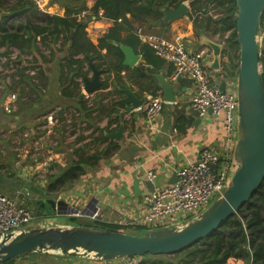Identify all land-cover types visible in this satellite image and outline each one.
<instances>
[{
    "label": "crops",
    "instance_id": "obj_1",
    "mask_svg": "<svg viewBox=\"0 0 264 264\" xmlns=\"http://www.w3.org/2000/svg\"><path fill=\"white\" fill-rule=\"evenodd\" d=\"M95 1L48 0L47 6L40 11L49 16H63L65 6L84 7L75 15L78 16L87 10L90 11ZM192 1L194 0L182 2L187 5L188 11L184 16L165 22L164 14L159 21L145 20L135 22L134 28H142L144 32L169 40L175 37L183 38L188 51L203 52L204 62L213 75L214 80L217 81L216 71L207 65L213 59L212 51L203 43V38L220 44L221 53L224 55L226 47L223 40L228 34L220 31L214 33L215 25L213 24L209 29H206L204 18L208 15L215 19L217 15L212 13H195L199 27L197 29L194 28L193 21L189 17ZM164 7H167L169 12L175 10L167 5L160 9ZM195 7H197L196 4ZM126 16L129 17V15ZM82 18L84 19L77 18V20L86 23L85 32L94 45H97L101 35L113 25V21L106 18L89 20L86 17ZM25 19L23 17L17 22L25 24ZM17 22H12L11 19L6 22H1L0 20V25L8 26ZM38 45L40 53L44 56L43 59L39 56L37 57L32 49L20 52L13 47H8L10 53L7 56L12 60V63L8 64L7 61L4 63L7 58L4 53L6 48L0 46V70L5 68L7 69L6 71L9 70L10 74H12L15 70L19 71L23 67H28L31 70L24 72L29 76H32L31 72L37 69L43 74L41 80L32 79V84L37 92L25 82H18L17 87L13 89L14 91H6V88L11 84L8 76L10 74L5 78H3L4 76L0 77V150L9 158V160L0 164L4 168L0 171L1 174L5 175L4 172L10 169L16 170L22 175L24 174L23 172L32 169L45 170L46 165L51 161L57 163L60 167H64L68 158H74L73 150H79V153L82 152L86 155L91 154L95 147L100 152L109 141L119 146L118 151L111 158H99L94 168L86 167L85 174L77 182L75 181L76 183L70 189L53 194L49 193V198L64 200L69 205L75 202L73 205L78 208L86 206L91 200H96L99 208L97 219L53 216L40 208L42 213L41 215H35V219H39V224L43 223L44 226H39L38 228H66L71 226L66 223L68 218L88 219L92 222L100 221L113 225L131 221L140 211L142 196L150 192L151 189L172 184L171 182L175 180V171L188 165V163L195 162L201 149L207 147L219 153L222 151L226 136L221 119L214 118L210 112L205 116L199 117L190 110L189 101L195 90L194 83L187 79L172 81L170 79L172 70L170 65L163 63L161 66L155 67L146 64L142 54L139 51H134L139 56L138 63L133 68H128V71H122L119 74L121 82L114 80L116 75L114 71L105 74L102 69H96L102 72L100 80L103 81L105 78H109V83L112 85L84 97L78 96L76 99L66 98L60 95L62 83L58 78L61 74L62 59L68 54L69 43L65 42L62 44L60 36L55 39V43L51 44L52 50L43 48L39 43ZM100 53L105 55V49L101 50ZM34 55L35 60H33ZM16 57H18L17 60H15ZM222 60L223 64H228L225 56H222ZM97 63L99 64V61ZM88 65L89 67L93 66L91 61L88 62ZM102 68L104 67L102 66ZM136 68H139L145 74V79H134L136 77L134 69ZM91 78L92 70L88 75V79ZM222 79H226L231 88L235 87L234 79L229 76L224 77V75L220 80ZM15 80H17V77ZM136 82H140L142 87H136ZM162 82H165L171 88L174 96V102L170 104L163 100L164 88ZM83 85L81 86L80 94L83 92ZM147 86L154 89L155 95L152 94L153 90H146ZM124 87H129L138 98H142L144 101L149 96L158 97L162 100L163 111L154 122L157 130L147 127L144 106L138 109L132 108V111L127 113L122 105L116 104L115 101L121 96L116 91V88ZM11 93L16 94L17 100L14 109L10 113H6L2 108V101H5L6 96ZM20 94H22L21 97ZM82 98H84L89 108L87 111H84L78 105V99ZM45 116H55L57 119V124L51 130L46 126L45 121L38 122L40 118ZM69 116H77L71 117L73 122L72 130L67 126ZM110 122H113V124L108 126ZM114 122H118V125H123V137L120 140L110 139L105 134V132L117 131L118 127H114ZM97 128L101 130L100 134L99 130H96ZM26 135L31 142L39 140L38 142L42 147L40 148V155L45 154L47 157L46 160L41 162H37L38 159L35 160L32 168L31 166L27 167L24 160L32 157L33 144L37 141L28 145L27 154H23V151H20L15 156L10 153V140L15 136H20L23 144L25 140L23 137H26ZM103 137H106L108 141L104 143H96L94 141L95 138L103 139ZM235 143L236 138L230 143L232 151ZM123 151L124 153L121 156L120 154ZM17 157L23 160L19 162ZM147 171H154L157 175V178L152 183H148L144 178ZM134 176L138 181L139 187L137 195H135L133 187ZM25 179H28V177H25ZM26 184L29 185V183ZM44 184L33 182L31 184L34 188L33 192L28 189L29 194H27V197L38 201L45 198L46 192L43 191L46 187V182ZM39 190L42 191L38 193ZM30 194H32L31 198L29 197ZM22 258H25V260L20 261ZM175 260L176 258L171 255H150L139 257L138 264H170L174 263ZM15 264L118 263H109L89 256H63L48 252L26 255L18 258ZM227 264H244V262L242 260L229 259Z\"/></svg>",
    "mask_w": 264,
    "mask_h": 264
},
{
    "label": "trees",
    "instance_id": "obj_2",
    "mask_svg": "<svg viewBox=\"0 0 264 264\" xmlns=\"http://www.w3.org/2000/svg\"><path fill=\"white\" fill-rule=\"evenodd\" d=\"M183 1L186 0H96L90 11L93 14L102 11L104 18L113 21L112 27L101 35L97 45H94L88 39L85 32L86 23L77 20L75 16L84 7L65 6L63 16L44 14L43 19L35 22L31 20V17L26 16L24 17L26 18L25 24L17 22L8 26L0 25V46L6 48L4 53L7 57V64L12 63V60L7 56L10 53L8 47H13L20 52L32 49L37 57L39 56L43 59L44 56L40 53L38 43L43 48L52 50L51 44L55 43V39L61 36L62 44L65 42L69 43V50L67 56L62 59L61 74L58 78L62 83L60 95L76 99L80 94L83 80L88 78L91 72L88 65L89 61L92 62L95 69H102L105 74L114 71L116 73L114 80L121 82L119 74L122 71H128V69L122 65L123 54L119 49V45H127L134 51H139L146 64L155 67L161 66L164 62L154 54L151 48L141 44L134 34L136 29L134 28V23L145 20L159 21L164 16L160 9L161 7L167 5L172 9H176ZM72 2H76V0H72ZM195 4L197 7H195ZM190 6L189 17L192 19L196 29L199 26L195 13L217 15L215 19L207 15L204 18L206 21L205 27L209 29L213 24L215 25L214 33H218L220 31L219 28L222 26L224 32L228 34L223 40L226 48L222 56L227 59L228 64L225 65L228 68H232L234 64L238 63L239 51L235 35V0H194ZM7 9L9 10H7L6 14L0 17L1 22H6L26 11L29 14L30 11L37 12L38 10L28 0L19 2ZM126 15H129V17ZM103 49L106 51L105 55L100 53ZM35 55L33 60L36 59ZM17 59L18 57L15 58V60ZM263 60L264 50L259 55V62L261 63ZM98 61L99 64L97 63ZM29 70L31 68L23 67L22 70H15V72L8 75L11 84L6 88V91H14L13 89L17 87L18 82H25L35 90L32 79L41 80L43 74L37 69L32 70L33 74L29 76L24 72ZM134 72L136 74L134 79L141 80L146 78L139 68L134 69ZM226 76L228 77L229 74L224 75V77ZM262 76L264 77V71ZM16 77L17 80H15ZM108 79L105 78V80L101 81L100 89L112 85ZM135 86L140 88L142 84L136 82ZM146 90H153L152 94L155 95L154 89L149 86L146 87ZM77 102L84 111L89 109L84 98L78 99ZM112 124L113 122H110L108 126ZM114 124V127L117 128L118 122H114ZM96 130L99 129L97 128ZM100 132L101 130H99V134ZM94 141L96 143H104L108 140L103 137V139L95 138ZM118 149L119 146L116 143L109 141L100 152H97V155L100 158L109 159ZM72 154L74 158H68L64 167H60L57 163L50 165L56 170L48 175L43 192L53 194L70 189L85 174L86 167L94 168L97 164L95 157L91 156L90 153L84 155L85 153H79V150H73ZM3 169V165H0V171ZM0 176L13 178L18 181L17 178H14L12 174L9 175V173L8 175H3L0 172ZM26 189H31L30 191L33 192L34 188L30 184H26ZM41 191L39 190L38 193ZM13 196L14 194H11L10 198H13ZM19 199L21 201L24 200V196H19ZM40 204L41 201H36L35 207L40 209ZM40 213H42L41 209ZM36 214L41 215L39 213ZM87 227L117 232H122L123 228L119 225L106 224L100 221H93V224ZM132 234L137 235L136 233ZM171 256L176 258V260L170 264H227L229 259L242 260L244 264H264V181L250 200L214 233ZM16 260L12 259L4 264H15Z\"/></svg>",
    "mask_w": 264,
    "mask_h": 264
},
{
    "label": "water",
    "instance_id": "obj_3",
    "mask_svg": "<svg viewBox=\"0 0 264 264\" xmlns=\"http://www.w3.org/2000/svg\"><path fill=\"white\" fill-rule=\"evenodd\" d=\"M235 5L238 63L228 68L222 62L221 45L203 38V43L212 51L213 59L207 65L216 71L219 89L224 91L228 83L226 79L220 80L223 75L229 74L236 82L238 123L233 156L237 165L222 196L213 200L206 210L191 218L182 228H162L145 232L144 235L72 225L66 228H33L18 234H7L0 238V264L32 253L48 252L63 256H89L104 261L133 256L174 255L210 236L250 200L264 181V77L260 70L256 39L264 11V0H235ZM161 11L165 14V22L188 13L184 3L173 12H169L167 7ZM220 32H224L222 26ZM119 49L123 54L122 65L127 69L133 68L138 63L139 56L130 46L122 44ZM90 68L92 78L83 80V92L79 97L90 95L101 87L102 72L93 66ZM162 85L163 100L167 104L174 102L171 88L165 82ZM116 91L121 96L115 102L122 105L127 113L132 108L144 106L145 101L138 98L129 87L116 88ZM105 134L110 139L120 140L123 137V125L119 124L117 131ZM123 153L124 151L120 155ZM91 156L100 158L95 154ZM133 178L134 193L137 195L138 181L135 176ZM15 182L17 181L13 178L0 176V188ZM174 182L175 180L171 183ZM96 205V200H91L88 206L91 211L79 213L66 201L49 198V193L46 192L40 207L53 216L91 217Z\"/></svg>",
    "mask_w": 264,
    "mask_h": 264
},
{
    "label": "built area",
    "instance_id": "obj_4",
    "mask_svg": "<svg viewBox=\"0 0 264 264\" xmlns=\"http://www.w3.org/2000/svg\"><path fill=\"white\" fill-rule=\"evenodd\" d=\"M29 1L39 11L48 4V0ZM82 17H86L87 20L104 18L102 11L93 14L88 10L76 16V18L84 19ZM134 34L141 44L151 48L158 58L171 66L170 79L172 81L187 79L194 83L195 90L189 101L190 110L199 117L210 112L214 118L221 119L226 136L225 145L220 153L207 147L201 149L195 162L188 163L175 171L176 179L173 184L145 193L141 198V208L137 216L131 221L119 224L123 227L122 232L125 233L127 230L139 228L146 232L168 227L182 228L191 218L206 210L212 200L222 196L236 169L237 164L230 148V143L236 138L238 123L235 87L231 88L227 83L226 89L221 91L218 81L214 80L204 62L203 52L188 51L183 38L175 37L169 40L144 32L142 28H136ZM256 39L260 55L264 50V11L261 14ZM260 69L264 71V60L260 63ZM16 100V94L7 95L6 100L2 101L3 110L10 113L15 107ZM162 111L163 102L160 98L149 96L145 100V121L149 129L157 130L154 122ZM71 117L77 116L68 117L67 126L70 130L73 129ZM44 120L50 130L57 124L55 116H45ZM31 143L26 136L21 146L23 154L28 153V145ZM40 148L42 147L38 143V148L33 149L32 157L40 152ZM144 178L148 183H152L157 175L154 171H147ZM73 203L75 202L68 205L76 208L79 213L91 211L88 208L89 203L82 208L75 207ZM98 214L99 208L96 205L91 217L86 215L78 217L96 220ZM34 219L35 216L27 207L19 205L15 200L0 192V238L7 234H18L32 229ZM105 262L138 264L139 257H126Z\"/></svg>",
    "mask_w": 264,
    "mask_h": 264
},
{
    "label": "rangeland",
    "instance_id": "obj_5",
    "mask_svg": "<svg viewBox=\"0 0 264 264\" xmlns=\"http://www.w3.org/2000/svg\"><path fill=\"white\" fill-rule=\"evenodd\" d=\"M22 1H24V0H0V17H1V15L6 14L7 10H9V9H7L8 7L14 6L17 3L22 2ZM26 16L31 17V20L33 22H35V21H40L41 19H43V17L45 15H44L43 12H41L39 10H37V12L30 11L29 14H27V11H26V12H24L21 15H16V16L12 17L11 20H12V22H17L19 19H21L23 17H26ZM5 62H6V60L4 61V63ZM4 63H2V64H4ZM6 70L7 69H5V68H3V70H0V74H1L0 77L4 76L3 78H5L8 74H10V71L9 70L6 71ZM260 70H261V74H262L263 73L262 69H260ZM235 85H236V82H235ZM42 121H45L44 118H40L38 122H42ZM24 138H26V137H23V139ZM21 141H22V139H21L20 136H15L12 140H10V144H9L10 145V153L14 154V156L19 154L20 151H22V147H21L22 146V142ZM35 141H37V140H33L32 142H35ZM38 143L39 142L37 141L34 144L33 149L34 148H38ZM96 149L97 148L95 147L93 149L94 151H92L91 154L97 155L98 149L97 150ZM33 157L34 158L31 157V158H26L24 160V162H26V166L27 167L31 166V168H32L33 165L35 164V160H37V159H38L37 162H41V161H44V160L47 159L46 155L44 154V155L41 156L40 152H38ZM7 160H9L8 156L0 150V164L1 163L3 164V162H5ZM14 160L15 161L18 160L20 162L23 159L17 157V160L16 159H14ZM95 160L97 162V160H99V159L95 158ZM33 161H34V163H33ZM51 163H53V162L52 161L48 162V164L46 165V169L45 170H43V169L42 170L32 169L30 171L23 172L24 173L23 175L18 173V171L12 170V169H10L9 171H6L5 175H8V173H9V175L12 174L14 178L18 179V181L15 182L14 184H11V185H8L6 187L1 188L0 192L5 194V195H7L8 197H10L11 194L12 195L14 194L12 199L15 200V202L18 203L19 205L27 207L33 213L34 216L38 215L36 213L41 214L40 213V209L35 207V202L38 201V200H32V199H29L27 197V194H29V192H28V189H26V183H29L30 185L33 182L34 183H36V182H40V183L44 182L45 183L47 181L48 175L51 174V173H54V170H56V169H53L52 167H50ZM25 177H28V179H25ZM43 185H45V184H43ZM19 196H24L25 200L21 201L19 199ZM29 197L31 198L32 194H30ZM39 201H42V200H39ZM212 202H213V200L210 202V204ZM37 222H40V220L39 219H34V222L32 223V229L33 228H38L39 226H44L43 223L42 224H38ZM66 223L70 224L72 226H82V227H87V226H90V225L93 224V222L91 220H88V219H75V218L74 219H69V218L66 219ZM145 232L146 231L142 230L141 228L136 229V230H127L126 231V233H128V234L136 233L137 235H144ZM25 258H22L20 261H22L23 259L25 260ZM17 261H18V259L16 260V262Z\"/></svg>",
    "mask_w": 264,
    "mask_h": 264
}]
</instances>
